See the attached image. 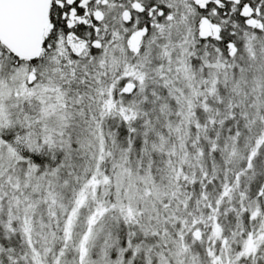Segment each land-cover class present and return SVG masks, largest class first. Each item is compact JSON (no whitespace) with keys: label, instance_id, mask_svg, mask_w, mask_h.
<instances>
[{"label":"snow or ice","instance_id":"6c2138e0","mask_svg":"<svg viewBox=\"0 0 264 264\" xmlns=\"http://www.w3.org/2000/svg\"><path fill=\"white\" fill-rule=\"evenodd\" d=\"M0 264H264V0H0Z\"/></svg>","mask_w":264,"mask_h":264}]
</instances>
